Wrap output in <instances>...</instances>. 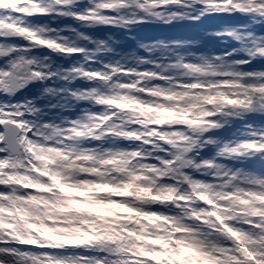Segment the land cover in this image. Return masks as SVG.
Wrapping results in <instances>:
<instances>
[{"label": "snow or ice", "instance_id": "obj_1", "mask_svg": "<svg viewBox=\"0 0 264 264\" xmlns=\"http://www.w3.org/2000/svg\"><path fill=\"white\" fill-rule=\"evenodd\" d=\"M82 2L0 0V264H264V0ZM225 13L247 22L206 33L239 45L219 53L31 19Z\"/></svg>", "mask_w": 264, "mask_h": 264}, {"label": "bare ground", "instance_id": "obj_2", "mask_svg": "<svg viewBox=\"0 0 264 264\" xmlns=\"http://www.w3.org/2000/svg\"><path fill=\"white\" fill-rule=\"evenodd\" d=\"M82 6V5H81ZM44 20H46L48 23H50L52 26H55V28H62L65 24H63V22H66V21H72V22H76V21H73V19L72 18H70V17H52V16H48V17H46V19H44ZM181 21H178L176 24H178V23H180ZM182 23V22H181ZM76 24H79V23H76ZM75 27H77V28H80L79 26H75ZM101 27V26H100ZM141 27V25H138V26H136V27H134L135 28V30H133V32L135 33V37H137L138 39H139V41H145L146 42V40L145 39H143V34H141L140 32H136V30L137 29H139ZM98 28L99 27H93V28H90V30H93V31H95V30H98ZM81 30V29H80ZM117 31H121L122 29H116ZM143 30H144V28H143ZM81 31H83V30H81ZM66 34V33H65ZM67 35H71V34H67ZM153 39H157V36L155 35V37H153ZM123 40H126V42L125 43H123V41L120 43V46L119 47H116V48H120L121 49V47L123 48V46H125L124 47V49L125 50H130V49H134L135 47H136V45L135 44H133V42H131L130 44H128L129 42H130V38H126V37H124V39ZM209 39H206L205 41H208ZM22 43H24V42H22ZM81 43H84V42H81ZM119 44V43H118ZM117 44V45H118ZM234 43H232V40L229 42V45H233ZM89 46V45H88ZM134 46V47H133ZM89 47H91V46H89ZM105 57H108V56H105ZM105 57H103V58H105ZM111 58V57H110ZM74 60H77V59H74ZM74 62V61H73ZM72 62V63H73ZM2 63H4V61L2 60V59H0V64H2ZM59 64V63H58ZM62 65H64V64H62ZM65 66V65H64ZM32 90H35V88H31ZM36 92V91H35ZM4 99V96H1L0 95V100H3ZM72 113H75V112H72ZM76 114V113H75Z\"/></svg>", "mask_w": 264, "mask_h": 264}, {"label": "rangeland", "instance_id": "obj_3", "mask_svg": "<svg viewBox=\"0 0 264 264\" xmlns=\"http://www.w3.org/2000/svg\"><path fill=\"white\" fill-rule=\"evenodd\" d=\"M34 22H36V21H34ZM245 22H247V20L245 21ZM244 22V23H245ZM38 23V22H37ZM42 23V22H41ZM238 23H241V22H236L235 24H238ZM222 24H224V23H221L220 25L222 26ZM217 25H219V24H217ZM221 26L220 27H218V28H216V29H214V30H220L221 29ZM213 30V31H214ZM187 33V31L186 32H184V31H182L180 34H178V35H170L168 38H173V37H186V34ZM108 38V37H107ZM107 38H105V39H107ZM189 38H192V37H189ZM237 126H239V125H237ZM224 134V133H223ZM228 134H230V132L228 133ZM94 210H97V211H101L103 214H111V213H106V212H104V209H102V208H100V209H94Z\"/></svg>", "mask_w": 264, "mask_h": 264}]
</instances>
